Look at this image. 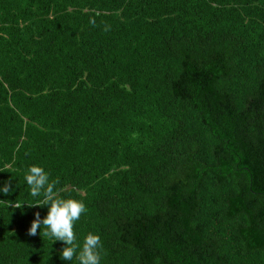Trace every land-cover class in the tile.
<instances>
[{
    "label": "trees",
    "instance_id": "16d2710c",
    "mask_svg": "<svg viewBox=\"0 0 264 264\" xmlns=\"http://www.w3.org/2000/svg\"><path fill=\"white\" fill-rule=\"evenodd\" d=\"M33 165L85 206L70 261ZM6 184L0 264H264V0H0Z\"/></svg>",
    "mask_w": 264,
    "mask_h": 264
},
{
    "label": "clouds",
    "instance_id": "9594fccd",
    "mask_svg": "<svg viewBox=\"0 0 264 264\" xmlns=\"http://www.w3.org/2000/svg\"><path fill=\"white\" fill-rule=\"evenodd\" d=\"M90 24L95 26V20L90 19ZM109 27L105 26L104 31H108ZM27 185L30 188V194L33 197L42 196L36 206H47V214L41 219L40 213H34V219L31 226L27 230V235L35 236L43 226V235L52 237L54 240L62 241L65 247L61 250V259L70 261L76 253L77 244L76 236L73 231V224L77 221L81 214L86 211L82 202L74 199H61L54 191L56 182L49 183L48 175L39 166H31L24 177ZM11 190L10 184L0 188L3 193H8ZM29 205V206H32ZM22 205L17 203L15 208H21ZM100 238L95 234H87L84 238L82 248L77 256L79 264H99L100 255Z\"/></svg>",
    "mask_w": 264,
    "mask_h": 264
}]
</instances>
